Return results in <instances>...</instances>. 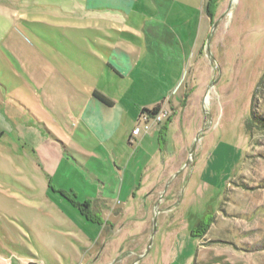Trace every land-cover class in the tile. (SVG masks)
<instances>
[{
	"label": "crops",
	"instance_id": "obj_1",
	"mask_svg": "<svg viewBox=\"0 0 264 264\" xmlns=\"http://www.w3.org/2000/svg\"><path fill=\"white\" fill-rule=\"evenodd\" d=\"M75 1L56 23L66 31L65 46L54 47L60 55L34 57L33 72L13 71L12 83L0 75V142L12 141L11 153H0V207L12 209L5 218L12 230L1 222L0 230L22 253L31 254L23 231L49 249L37 228L42 217L50 219L47 232L61 229L80 250L90 249L80 226L85 218L70 200L88 203L101 225L91 223L100 227L106 211L121 218L138 198L154 200L169 174L162 148L171 124L164 120L139 136L132 130L144 110L163 108L176 95L210 32L208 0Z\"/></svg>",
	"mask_w": 264,
	"mask_h": 264
},
{
	"label": "rangeland",
	"instance_id": "obj_2",
	"mask_svg": "<svg viewBox=\"0 0 264 264\" xmlns=\"http://www.w3.org/2000/svg\"><path fill=\"white\" fill-rule=\"evenodd\" d=\"M214 1L210 29L219 24L163 106L171 122L162 148L169 174L154 200L138 198L121 218L106 211L102 227L82 219L87 252L61 229L47 232L46 217L37 228L49 249L18 234L31 254L11 248L1 229L0 264H264V0ZM79 4L0 0V75L11 81L13 71L33 72L34 57L60 55L54 47L65 46L66 31L56 23ZM6 140L0 153H11ZM4 208L1 226L12 230L5 220L12 209Z\"/></svg>",
	"mask_w": 264,
	"mask_h": 264
},
{
	"label": "trees",
	"instance_id": "obj_3",
	"mask_svg": "<svg viewBox=\"0 0 264 264\" xmlns=\"http://www.w3.org/2000/svg\"><path fill=\"white\" fill-rule=\"evenodd\" d=\"M216 5V1L214 0H208L207 5H206V9L205 12L207 14V16L210 18V20L213 19L214 17V12H213V8H215ZM95 97L102 102L105 105H110L111 103L105 99L103 96L101 95H96ZM160 109V106L157 105L156 107H154L151 110H144L143 112L149 114V115H155ZM170 122V118L168 117L167 120H165L164 124H168ZM264 122V121H262ZM70 202L73 204V206H75L77 208V210L79 211V213L88 221L93 222V223H98L101 225V223H99L98 221H96L94 219L93 216H91L88 212L89 210V204L88 203H77L74 200H70Z\"/></svg>",
	"mask_w": 264,
	"mask_h": 264
},
{
	"label": "built area",
	"instance_id": "obj_4",
	"mask_svg": "<svg viewBox=\"0 0 264 264\" xmlns=\"http://www.w3.org/2000/svg\"><path fill=\"white\" fill-rule=\"evenodd\" d=\"M169 112L162 107L155 115H149L142 112L137 120L136 126L132 130V136L148 134L153 130V127L159 125L169 117ZM27 264H43V263H27Z\"/></svg>",
	"mask_w": 264,
	"mask_h": 264
},
{
	"label": "water",
	"instance_id": "obj_5",
	"mask_svg": "<svg viewBox=\"0 0 264 264\" xmlns=\"http://www.w3.org/2000/svg\"><path fill=\"white\" fill-rule=\"evenodd\" d=\"M218 24H219V21L215 22V23L211 26V29H210L209 35H208V37H207V39H206V41H205L206 46H208V44H209V40H210V38H211L213 32H214L215 29L217 28ZM197 138H198V136L195 137V141L197 140ZM160 199H161V198H160Z\"/></svg>",
	"mask_w": 264,
	"mask_h": 264
},
{
	"label": "bare ground",
	"instance_id": "obj_6",
	"mask_svg": "<svg viewBox=\"0 0 264 264\" xmlns=\"http://www.w3.org/2000/svg\"><path fill=\"white\" fill-rule=\"evenodd\" d=\"M205 104H206V98H205ZM206 107V106H205Z\"/></svg>",
	"mask_w": 264,
	"mask_h": 264
}]
</instances>
